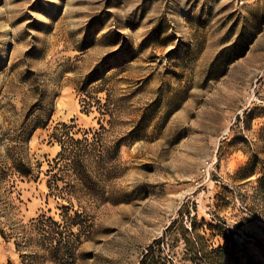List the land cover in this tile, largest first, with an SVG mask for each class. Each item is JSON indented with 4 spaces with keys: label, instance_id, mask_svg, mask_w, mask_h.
Instances as JSON below:
<instances>
[{
    "label": "rangeland",
    "instance_id": "374dc122",
    "mask_svg": "<svg viewBox=\"0 0 264 264\" xmlns=\"http://www.w3.org/2000/svg\"><path fill=\"white\" fill-rule=\"evenodd\" d=\"M146 109L113 182L127 201L91 212L77 264H140L187 201L210 246L232 241L235 262L218 264H264V0H0V264L30 262L17 242L33 219H62L47 187L53 127L101 120L113 139ZM184 251L165 255L191 264Z\"/></svg>",
    "mask_w": 264,
    "mask_h": 264
},
{
    "label": "trees",
    "instance_id": "16d2710c",
    "mask_svg": "<svg viewBox=\"0 0 264 264\" xmlns=\"http://www.w3.org/2000/svg\"><path fill=\"white\" fill-rule=\"evenodd\" d=\"M93 76V75H91ZM94 80L87 79L82 83L81 90H87V85ZM98 89L97 92H103ZM101 116L110 115L109 124L114 125V112L108 102L103 103L98 97H93ZM93 100L87 102V112L93 107ZM131 121L130 127L120 135L109 139V129L100 120V127L81 130L75 119L68 122L57 123L49 134L50 142L57 143L60 151L51 161L50 169L46 171L49 176L47 187L49 196L59 199L67 204L59 206L61 220L41 214L29 224L28 232H24V245L17 242V246L27 248L32 252L23 253V258L30 259L28 264H42L51 261L53 264H77L81 256V233L93 227L91 212L100 205L106 203L119 204L124 201V195L116 196L113 190V182L119 177L120 153L123 145L131 144L143 138L148 126V109ZM51 112V111H50ZM47 112L50 121L51 113ZM124 124V123H123ZM48 125V124H47ZM46 124L42 127L46 128ZM82 133V136L79 134ZM15 171L23 177H34L36 167L25 164H15ZM126 196V195H125ZM124 200V201H122ZM189 202H184L178 210V218L174 219L166 228L163 235L152 241L146 247L140 257V264H177L173 256L165 255L167 248L177 246L179 242L184 244V258L191 264H218L228 254L234 253L229 248L232 243L230 238L227 244L213 248L208 244L205 235L199 233L197 224L196 205L192 214ZM186 219L190 222L189 228ZM75 227H79L80 233L76 234ZM213 225L210 229H214ZM3 235L4 232L1 231ZM27 234V235H26ZM174 240V241H173ZM176 244V245H175ZM42 262V263H41Z\"/></svg>",
    "mask_w": 264,
    "mask_h": 264
}]
</instances>
